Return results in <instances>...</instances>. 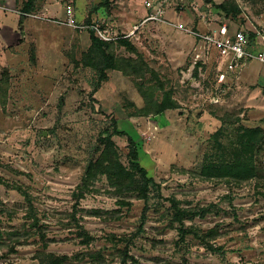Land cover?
<instances>
[{"label": "rangeland", "instance_id": "1", "mask_svg": "<svg viewBox=\"0 0 264 264\" xmlns=\"http://www.w3.org/2000/svg\"><path fill=\"white\" fill-rule=\"evenodd\" d=\"M148 1L53 0L44 15L46 0L32 13L1 1L0 25L16 30L7 39L0 29V264H49L51 254L69 264H264V140L250 153L256 177L205 171L236 161L246 128L264 131V94L253 93L264 63L219 81L216 49L173 27L260 29L256 2L235 0L243 14L225 17V0H175L164 22H145ZM72 5L76 21L113 38L117 67L96 93L102 58L90 30L58 19ZM115 125L120 162L133 170L132 138L159 186L147 199L98 168L100 137Z\"/></svg>", "mask_w": 264, "mask_h": 264}, {"label": "trees", "instance_id": "2", "mask_svg": "<svg viewBox=\"0 0 264 264\" xmlns=\"http://www.w3.org/2000/svg\"><path fill=\"white\" fill-rule=\"evenodd\" d=\"M34 0H29L30 5ZM217 8L221 10L225 17H238L242 14L240 6L235 2V0H225L224 2L217 5ZM27 9H29L27 7ZM89 22V21H88ZM253 38L255 35L250 34ZM91 48L90 51L96 52L101 58L100 64H96L95 68L98 71L99 79L98 84L94 88L93 92H97L101 84L107 79V71L111 69H116L117 60L112 56L107 50L109 42L101 40L95 35V32L90 30ZM123 45L129 47L130 49L135 48L127 41L122 42ZM131 62H125V68H131ZM172 108L173 107H169ZM175 108V107H174ZM263 130L261 128H246L239 137L237 144L239 145V155L236 157V161L233 163H227L219 168H207L205 171H212L209 175L212 177H225L231 176L236 181H243L256 177L257 169L254 165V155H251L253 149H258L262 146L264 140ZM107 136L100 137V144L103 146V151L101 157L98 161V168H101L103 173H105L108 179L116 184V187L121 192H139V198L147 199L148 193L151 186H157V183L153 178L148 177V173L145 168H143L139 163V153L136 147V143L132 138H128L129 141V159L132 163V169L128 170L119 160V155L116 150V145L113 141L114 135H121L118 132L116 125L113 128V132L109 133L107 130ZM261 135V136H260ZM92 165L89 166L87 170L88 176L92 175L93 169ZM206 172V173H208ZM178 216V214H177ZM177 219H180L178 216ZM184 230H181V239L183 240ZM45 240V237L42 238ZM87 243V242H86ZM40 256H45L44 253H40ZM128 257V253L125 254ZM70 258L68 255L57 256L51 254V259L49 264H69ZM122 264H126L125 260Z\"/></svg>", "mask_w": 264, "mask_h": 264}, {"label": "built area", "instance_id": "3", "mask_svg": "<svg viewBox=\"0 0 264 264\" xmlns=\"http://www.w3.org/2000/svg\"><path fill=\"white\" fill-rule=\"evenodd\" d=\"M1 1L0 9L3 8ZM174 2L175 0H152L146 2L149 14L145 18V22H164L169 8ZM62 23L74 29L92 30L97 37L106 42L113 39L106 36L101 28L95 24L84 25L78 23L72 6L67 7L66 19ZM173 27L193 35L201 43L216 49L219 81L225 80L226 73L240 72L252 60L264 63V23L261 24L260 29L255 28L253 31L239 27L233 30L232 23H224L207 32L197 31L193 27L182 23H173ZM251 33L255 35L253 38L250 36ZM257 45L260 46V49L256 48Z\"/></svg>", "mask_w": 264, "mask_h": 264}, {"label": "crops", "instance_id": "4", "mask_svg": "<svg viewBox=\"0 0 264 264\" xmlns=\"http://www.w3.org/2000/svg\"><path fill=\"white\" fill-rule=\"evenodd\" d=\"M40 0H34L30 5L28 4L29 0H26L24 2L23 0V3H22V11H24L25 13H32V12H36V5L37 7L39 8V2ZM51 1L53 0H46V4H43L41 6V10L39 11L40 13H42L43 15L47 12H50L51 11ZM254 2L256 3H253L250 5V7L248 8L249 9V14H251V16L253 18H255V20H258V22H260V24L264 23V0H253ZM77 3V1H76ZM260 4V8H255L256 5ZM71 5V4H70ZM73 6V5H72ZM27 7L29 9H27ZM74 8V14H75V18H76V15L78 14V8L79 6L76 5V8L73 6ZM62 15L58 18L60 20H65L66 19V10L67 8L66 7H62ZM149 14V10L146 8L145 10H142V18L144 17H147ZM243 14V13H242ZM6 20V19H5ZM5 20H3V24L0 25V29L4 28L5 31L8 33V38H11V35H13L14 37V33H15V30H16V27H15V24L14 23H7L5 22ZM10 21V20H9ZM78 21V20H77ZM12 22V21H11ZM21 22V21H20ZM19 23V22H18ZM78 23L82 24L81 22L78 21ZM22 25V24H21ZM19 26V24H18ZM67 26V25H66ZM25 32V30L27 29V26H25L24 24L21 26ZM69 27V26H68ZM248 30L251 31V29L247 28ZM254 30V29H253ZM252 30V31H253ZM0 34H2V31H0ZM1 38V37H0ZM3 38V37H2ZM17 39H20L19 37ZM9 42V41H8ZM257 49H260V46L257 45L256 47ZM254 80V79H253ZM256 85V83L254 84ZM263 88L264 87H259V85H257V87L254 89L253 93L255 94V96H258L260 93H263L264 94V91H263Z\"/></svg>", "mask_w": 264, "mask_h": 264}]
</instances>
